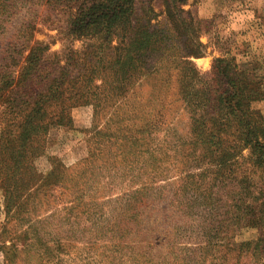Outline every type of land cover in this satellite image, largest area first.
Masks as SVG:
<instances>
[{"label":"trees","instance_id":"16d2710c","mask_svg":"<svg viewBox=\"0 0 264 264\" xmlns=\"http://www.w3.org/2000/svg\"><path fill=\"white\" fill-rule=\"evenodd\" d=\"M188 2L0 0V188L7 220L29 222L20 210L42 188L66 189L59 166L41 176L33 163L50 127L73 129L72 111L82 107L92 109L88 135L112 129L108 137L127 162L152 155L146 142L167 127L165 99L175 95L194 156L210 157L221 170L232 157L221 137L233 132L252 166L264 171V118L255 108L264 102L260 69L240 71L220 58L207 74L197 71L190 59L204 54L200 21L185 9ZM41 34L46 41L35 38ZM28 227L35 241L26 239V250L34 254L37 247V264H52L58 244L49 246ZM14 246L4 264H25Z\"/></svg>","mask_w":264,"mask_h":264},{"label":"rangeland","instance_id":"374dc122","mask_svg":"<svg viewBox=\"0 0 264 264\" xmlns=\"http://www.w3.org/2000/svg\"><path fill=\"white\" fill-rule=\"evenodd\" d=\"M185 9L200 21L204 54L190 59L197 71L207 74L225 58L264 78V0H189ZM165 102L167 127L145 146L152 155L127 162L108 137L112 129L88 135L90 107L72 111L73 129L50 127L33 165L41 176L59 166L66 189L39 190L20 210L27 222L5 218L0 188V264L12 245L18 262L37 264V247L33 254L24 245L35 241L29 224L49 246L58 244L52 264H264V171L233 132L221 137L232 155L221 170L194 156L186 111L175 95ZM255 108L264 118V102Z\"/></svg>","mask_w":264,"mask_h":264}]
</instances>
